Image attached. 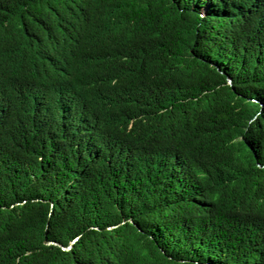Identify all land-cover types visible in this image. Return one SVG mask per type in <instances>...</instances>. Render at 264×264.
I'll return each mask as SVG.
<instances>
[{"label": "trees", "instance_id": "16d2710c", "mask_svg": "<svg viewBox=\"0 0 264 264\" xmlns=\"http://www.w3.org/2000/svg\"><path fill=\"white\" fill-rule=\"evenodd\" d=\"M0 264H264V0H0Z\"/></svg>", "mask_w": 264, "mask_h": 264}]
</instances>
